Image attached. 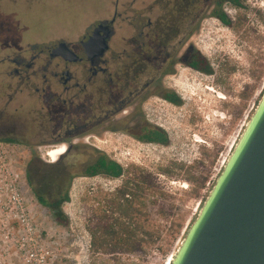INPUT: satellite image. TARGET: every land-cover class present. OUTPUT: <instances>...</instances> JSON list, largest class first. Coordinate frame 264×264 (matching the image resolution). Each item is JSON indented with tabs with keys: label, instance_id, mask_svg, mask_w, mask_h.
I'll return each instance as SVG.
<instances>
[{
	"label": "rangeland",
	"instance_id": "374dc122",
	"mask_svg": "<svg viewBox=\"0 0 264 264\" xmlns=\"http://www.w3.org/2000/svg\"><path fill=\"white\" fill-rule=\"evenodd\" d=\"M128 1L132 6H125ZM150 1L0 0V56L27 42L54 37L73 41L92 23L111 19L116 10L130 20L135 13L147 19L155 7ZM177 1L162 0L163 16ZM240 1L242 7L224 6L231 26L207 14L175 53L172 72L161 77V93H175L183 102L181 106L156 94L130 118L131 108H123L117 117L122 123L109 122L83 134L57 163L48 154L50 161L43 159L45 147L62 144L67 151V143L35 138L20 142L27 149V167L32 157H37L41 163L59 164L68 173L69 199L62 210L69 223L59 224L53 212L40 204L27 187L26 207L32 231L0 220V264H169L264 93V0ZM116 30L113 47L119 52L127 47L126 38L139 34L122 17ZM195 51L208 59L214 69L212 75L185 63ZM144 120L149 128L165 131L170 143L143 142L124 130V124L139 125ZM30 129L36 132L27 127ZM96 151L116 160L127 173L119 179L83 176L85 164ZM144 173L152 175L154 186L142 199L136 198L140 211L136 222L146 224L155 242L133 254L92 253L90 220L107 209L127 180H138ZM48 191L51 193L45 194L50 197L53 190ZM141 202L148 208L144 209Z\"/></svg>",
	"mask_w": 264,
	"mask_h": 264
},
{
	"label": "flooded vegetation",
	"instance_id": "af4514ba",
	"mask_svg": "<svg viewBox=\"0 0 264 264\" xmlns=\"http://www.w3.org/2000/svg\"><path fill=\"white\" fill-rule=\"evenodd\" d=\"M150 2L155 7L147 19L142 17L143 20L135 13V18L130 20L128 15L123 17L116 10L111 19L92 23L81 37L73 41L54 37L27 42L0 56V139L22 142L35 138L42 142H65L71 148L75 139L98 126L109 122L122 123L117 117L126 108H131L127 116L130 118L144 108L148 98L156 94L164 98L160 79L165 71L171 72L174 57L169 55L164 60L159 47L154 57L149 51L150 42L153 37L159 38L163 27L162 0ZM131 3L128 1L125 6H132ZM225 4L233 5L226 0H189L186 30L177 42L185 45L190 37L189 30L200 25L207 14L223 23L214 12H225ZM169 9L167 12L173 11L174 5H169ZM120 17L139 34L126 38L127 47L119 52L114 49L113 41ZM101 24L111 29L107 39L109 49L103 56L90 57L85 53L83 43ZM60 43L68 44L76 53V59L53 56L52 51ZM15 103L19 106L14 107ZM140 124L126 123L124 130L141 140L147 136V129L151 132L156 129L149 128L146 120ZM27 127L36 132L27 130ZM149 136L153 137L152 134ZM27 181L29 190L36 197L41 192L51 193L47 188L53 190L51 200L57 201L62 196L60 190L48 184L43 163L37 157H32L29 162Z\"/></svg>",
	"mask_w": 264,
	"mask_h": 264
},
{
	"label": "water",
	"instance_id": "95a60500",
	"mask_svg": "<svg viewBox=\"0 0 264 264\" xmlns=\"http://www.w3.org/2000/svg\"><path fill=\"white\" fill-rule=\"evenodd\" d=\"M110 30H94L88 56L105 55ZM52 55L76 59L66 43ZM173 256L171 264H264V93Z\"/></svg>",
	"mask_w": 264,
	"mask_h": 264
},
{
	"label": "trees",
	"instance_id": "16d2710c",
	"mask_svg": "<svg viewBox=\"0 0 264 264\" xmlns=\"http://www.w3.org/2000/svg\"><path fill=\"white\" fill-rule=\"evenodd\" d=\"M188 1L189 0H178L176 6H174L175 9L167 12L166 15L163 16L161 35L156 39L153 37V40L150 42L151 45H149L150 47L148 46L152 57L159 51H161L164 60L167 59L169 55H173L174 57L175 53L183 46L184 42L180 41L179 43L177 40H181L180 35L186 30V23L184 25V21L187 22ZM226 1H229L236 7L243 6L240 0ZM220 6L221 5L218 6L219 9ZM214 14H216L225 25H232L230 16L225 12L220 10L218 14L217 11L214 12ZM199 26L200 25H196L194 29L189 30L188 33L190 36L198 30ZM176 45H178L177 49L175 48ZM174 63L175 60L171 63V66H173ZM185 63L190 68L204 74L212 75L214 73V69L208 59L198 51H195ZM165 74L168 73L165 71L163 75ZM163 95L164 99L177 106L183 104L182 100L175 93L167 91ZM146 132L147 136L141 139L143 142L162 145H168L170 143L168 134L161 129L156 128L152 132L147 129ZM150 134H152L153 137H150ZM3 140L20 143V141L9 138ZM69 151L70 148L68 149V152ZM43 167L46 171L48 184L56 188L57 191L60 190L62 196L55 201L41 192L42 194H38L37 199L40 204L53 212L59 224L65 226L69 223V220L62 210V204L69 199L68 192L71 179L68 173L65 172L59 164L43 163ZM126 173L127 170L116 160L110 158L104 152L96 151L94 158L85 164L82 175L85 177L103 175L109 178L119 179ZM153 184L152 175L147 173L142 174L138 180H127L122 188L117 190V198L109 203L107 209L104 210L101 215L90 220L88 232L91 236L90 250L92 253H102L110 256H114L118 253L133 254L144 251L146 246L155 242V236L151 230L146 227V224L136 222V215L140 213L136 207V198L142 199L146 195V192L154 186ZM48 189L51 188H47L46 190ZM141 205L144 209L148 208L145 202H141ZM145 212L148 213L147 211ZM110 213H112L113 216L109 215ZM179 227L181 226L179 225Z\"/></svg>",
	"mask_w": 264,
	"mask_h": 264
},
{
	"label": "built area",
	"instance_id": "2783aa9c",
	"mask_svg": "<svg viewBox=\"0 0 264 264\" xmlns=\"http://www.w3.org/2000/svg\"><path fill=\"white\" fill-rule=\"evenodd\" d=\"M58 145L46 146L43 159L46 162L49 150ZM27 149L20 143L0 139V220L18 223L32 231L26 207Z\"/></svg>",
	"mask_w": 264,
	"mask_h": 264
},
{
	"label": "bare ground",
	"instance_id": "6f19581e",
	"mask_svg": "<svg viewBox=\"0 0 264 264\" xmlns=\"http://www.w3.org/2000/svg\"><path fill=\"white\" fill-rule=\"evenodd\" d=\"M67 151H68V148H67ZM67 151H66V148L62 146L61 144L56 149H53L52 151H50L48 155L52 162H57L62 156H64L67 153ZM173 257L174 256L172 255L171 259L169 260L170 261L169 264H171Z\"/></svg>",
	"mask_w": 264,
	"mask_h": 264
}]
</instances>
